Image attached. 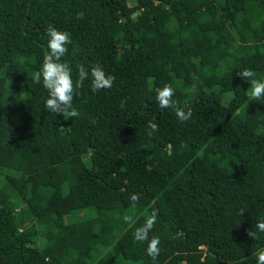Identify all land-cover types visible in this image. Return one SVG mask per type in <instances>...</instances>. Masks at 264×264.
<instances>
[{
  "label": "trees",
  "instance_id": "1",
  "mask_svg": "<svg viewBox=\"0 0 264 264\" xmlns=\"http://www.w3.org/2000/svg\"><path fill=\"white\" fill-rule=\"evenodd\" d=\"M49 26L71 34L74 82L81 64L115 77L94 93L89 74L78 117L32 80ZM246 68L264 80V0H0V264H153L133 239L153 209L155 264H257L264 97ZM166 84L188 121L159 107Z\"/></svg>",
  "mask_w": 264,
  "mask_h": 264
},
{
  "label": "clouds",
  "instance_id": "2",
  "mask_svg": "<svg viewBox=\"0 0 264 264\" xmlns=\"http://www.w3.org/2000/svg\"><path fill=\"white\" fill-rule=\"evenodd\" d=\"M48 36L47 47L49 51L45 54L40 70L33 73L32 80L36 84L42 86L48 91V98L44 103V108L54 113L62 115L64 119L78 117L79 111L73 107L74 95H78V90L84 85V81L91 75V91L99 92L101 90L110 89L113 86L115 77L107 74L99 64H93L90 67H85L83 64L77 65V79L75 82L72 78V67L62 58L68 52V45L72 43L71 34L67 31H60L53 26L46 29ZM237 75L246 81H250V91L248 93L250 100L259 101L264 97V80L256 79V72L252 69H243L237 72ZM174 89L170 85H164L162 88L156 89V99L161 109L174 108L175 114L181 123L188 121L191 118V111H184L172 99ZM121 108L124 107V102L121 101ZM158 131V125L149 121L146 127V132L149 136ZM131 206L134 209L139 201V194L130 195ZM244 211H240L243 216ZM124 221L129 225L135 223L133 216L125 215ZM157 220V210L153 209L142 226L136 227L133 232L134 242L148 241L147 255H149L153 264L160 254V241L156 236L149 239V233L152 231ZM255 228L264 233V220L258 221ZM247 235L253 240L258 239L257 231L248 230ZM257 264H264V250H258L255 254Z\"/></svg>",
  "mask_w": 264,
  "mask_h": 264
},
{
  "label": "rangeland",
  "instance_id": "3",
  "mask_svg": "<svg viewBox=\"0 0 264 264\" xmlns=\"http://www.w3.org/2000/svg\"><path fill=\"white\" fill-rule=\"evenodd\" d=\"M82 212H85V210H81V212L80 213H82ZM86 212H87V209H86ZM83 214V213H82ZM78 216H80V215H78ZM78 216H76V217H74V219L76 220V219H78ZM67 219H71V217H66ZM73 219V218H72ZM89 225V224H88Z\"/></svg>",
  "mask_w": 264,
  "mask_h": 264
}]
</instances>
